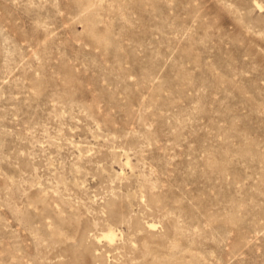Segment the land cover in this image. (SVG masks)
I'll use <instances>...</instances> for the list:
<instances>
[{
    "label": "rangeland",
    "instance_id": "374dc122",
    "mask_svg": "<svg viewBox=\"0 0 264 264\" xmlns=\"http://www.w3.org/2000/svg\"><path fill=\"white\" fill-rule=\"evenodd\" d=\"M0 264H264V0H0Z\"/></svg>",
    "mask_w": 264,
    "mask_h": 264
}]
</instances>
